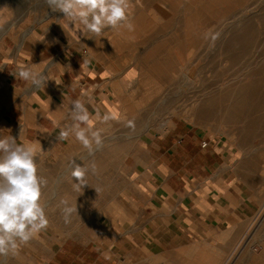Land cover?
<instances>
[{"label":"crops","instance_id":"obj_1","mask_svg":"<svg viewBox=\"0 0 264 264\" xmlns=\"http://www.w3.org/2000/svg\"><path fill=\"white\" fill-rule=\"evenodd\" d=\"M129 3L133 31L108 29L103 37L78 41L63 14L48 9L26 34L0 41V138L26 140L37 156L70 146L74 137H57L60 127L71 125V102L79 98L93 127L105 115L112 117L107 122L126 115V126L137 131L102 136V143L144 144L130 154L121 146V156L152 160L125 168L137 179L132 184L96 187L104 193L89 199L88 233L79 228L59 245L41 242L27 264H264V214L254 222L264 209L256 151L207 140L183 118L162 121L160 108L152 118L144 113V106H178L177 55L182 47L184 55L191 53L194 20L197 30H207L209 0L197 6L194 0ZM21 66L43 71L58 85L49 80L45 89L33 88L13 75Z\"/></svg>","mask_w":264,"mask_h":264},{"label":"rangeland","instance_id":"obj_2","mask_svg":"<svg viewBox=\"0 0 264 264\" xmlns=\"http://www.w3.org/2000/svg\"><path fill=\"white\" fill-rule=\"evenodd\" d=\"M224 1L209 0L207 30H197L196 28L201 25L194 20L191 53L187 50L184 55L182 47V54L177 56L178 106L172 107L171 110L168 109V106H144V113L152 118L153 111L160 108L162 121L169 116L183 118L193 126L194 131L203 134L208 138L207 140L210 138H213L214 141L223 140L226 144L239 147L241 150L256 151L258 173L264 178V102H262L264 91L258 89L260 92L258 91L254 98L246 99L245 107L247 109L234 111L232 108L229 112L232 119L229 116L230 119L227 120L224 115L225 106H222V103L213 106L209 101L219 86L228 81L236 84L238 78H244L246 74L253 72L256 65L264 58V0ZM199 2L200 0H194V6H197ZM47 11L45 0H0V41L15 33L26 34L32 27L39 25ZM204 26L205 24H203ZM234 34H243L245 41L235 49L228 46L226 42ZM183 58L187 62H184ZM180 59H183V64ZM189 91L192 94L186 93ZM249 100L251 101L249 102ZM197 102L203 103L204 106H199L196 104ZM244 112L248 118L245 117L244 122H237L235 118L244 116ZM255 114L258 115L256 122L252 119ZM121 117L113 118L107 124L101 122L94 128L102 129V136L115 137L136 134L137 131L132 132L126 126L127 117ZM122 119L124 121H121ZM143 145L140 143H102V146L90 156L78 142H72L70 146L63 149L53 146L37 156L38 173L47 180V185L42 189V202L46 206L48 226L27 244L22 245L14 255L11 253L0 255V264L31 263L33 252L41 242L43 244L48 242L49 246L53 242L59 245L67 236H73L74 231H78L79 228L82 233L83 231L88 233V224H90L88 210L92 207L87 204L90 203L89 199H94L96 194L104 193L103 190L97 192L96 187H103L104 183L108 182L116 184L117 187H120L121 183L132 184L137 179L131 180L135 176L124 174L125 168L147 167L152 162V160L144 158H123L121 146H127L130 154L141 151L140 146ZM93 147L95 148V145ZM70 158H74L76 163L81 166L83 163L89 165V172L86 175L88 185L84 186L81 192L75 191L72 187L73 181L68 163ZM92 164L96 166L94 173L91 171ZM106 169H110L111 173L104 174ZM118 193L121 192L118 191ZM61 200H67L69 206L77 207V211L68 217L67 222L62 214L64 205L61 204ZM79 201L86 206L74 205ZM119 209V207L115 208L117 211ZM134 214L135 209L130 207L129 218ZM263 214L264 209L256 216L255 224H259ZM106 224L109 225L108 222ZM91 225L95 227V225L102 224ZM127 225H129L128 228L135 227L133 223L126 224V227Z\"/></svg>","mask_w":264,"mask_h":264},{"label":"clouds","instance_id":"obj_3","mask_svg":"<svg viewBox=\"0 0 264 264\" xmlns=\"http://www.w3.org/2000/svg\"><path fill=\"white\" fill-rule=\"evenodd\" d=\"M45 3L53 13L63 14L66 26L76 34L78 41L81 37L89 40H94V36L103 37L108 29L134 30L129 0H45ZM61 26L65 29V25ZM13 75L30 82L35 89H45L47 82L54 80L30 66L19 67ZM69 117L71 125L60 127L57 139L63 141L74 137L91 156L102 146L103 130L93 127L89 109L82 99L71 102ZM111 118L105 115L102 122ZM68 163L72 187L81 192L88 185L89 165L83 163L81 166L74 158H70ZM91 171H96L95 164L91 165ZM46 185V178L38 173L35 145L26 140L17 144L13 136L0 138V255H14L22 245L47 228L49 221L42 202V189ZM61 204L64 205L62 214L67 222L77 207L69 206L67 200H61Z\"/></svg>","mask_w":264,"mask_h":264},{"label":"bare ground","instance_id":"obj_4","mask_svg":"<svg viewBox=\"0 0 264 264\" xmlns=\"http://www.w3.org/2000/svg\"><path fill=\"white\" fill-rule=\"evenodd\" d=\"M9 1V0H8ZM22 1V0H21ZM216 2V1H215ZM222 2H225L224 0H222ZM25 3V2H24ZM244 4V3H242ZM240 5H238L239 7ZM250 6V5H249ZM241 8V6H240ZM239 9V8H238ZM248 9V8H247ZM251 9V8H249ZM22 10V9H21ZM250 11V10H249ZM246 12V11H245ZM250 13V12H249ZM230 14V13H229ZM228 14V15H229ZM244 14V13H243ZM251 15V14H250ZM191 16V15H190ZM227 16V15H226ZM225 16V17H226ZM246 16V15H245ZM244 16V18H245ZM249 16V15H247ZM193 17V16H191ZM254 17V16H253ZM194 18H196L194 16ZM194 18H192L194 20ZM235 18V17H234ZM240 18V17H238ZM132 20V19H131ZM236 21V20H235ZM239 21V20H238ZM156 22V21H155ZM159 22V21H158ZM237 22V21H236ZM241 20H240V24H241ZM245 23V22H244ZM247 23V22H246ZM159 24V23H158ZM234 24V23H231ZM238 28V27H237ZM236 30V29H235ZM244 34V33H243ZM242 35H238V34H234L232 36V38H229L228 41H226L228 44V46L232 47L235 49V47L237 48L239 45L243 44L244 41V37ZM250 35V34H249ZM222 36V35H221ZM253 36V35H252ZM224 40V39H223ZM222 40V41H223ZM226 40V39H225ZM231 43V44H230ZM222 47V46H221ZM179 55V54H178ZM177 55V56H178ZM188 57V56H187ZM264 57V56H263ZM181 60V59H180ZM183 60V59H182ZM181 60V61H182ZM181 64H183V61L181 62ZM257 67H255L254 71L251 73H248L250 71H248L246 74V76L244 78H238V80L236 81V84L232 83L231 81H228L227 83L222 84L221 86L218 87L217 91H215L216 93H214L212 99L209 98V101H211L210 103L213 106H218V104L222 103V106H225L224 108V115L227 119H232V115H229V112L232 110V108H234V111H237L239 109H247L245 106L247 105L246 99L251 98V97H255L258 94V91L260 92V90L264 91V58L262 60H260V62L256 65ZM252 71V70H251ZM187 72V71H186ZM185 73V71H184ZM192 72L190 71V74ZM189 74V75H190ZM187 75V74H186ZM193 77V76H190ZM128 85V84H127ZM260 89V90H258ZM128 92V91H127ZM213 92V91H212ZM129 93V92H128ZM211 99V100H210ZM251 100H249L250 102ZM262 102H264V98L262 99ZM196 104H198L199 106H204L203 103H199L197 102ZM249 108V107H248ZM245 114V112H244ZM201 115V114H200ZM209 115V114H208ZM126 116V115H125ZM123 116V117H125ZM230 116V118H228ZM256 116V117H255ZM255 118L253 117L252 119L254 120V122H256L255 120L258 119V115L255 114ZM121 117V118H123ZM131 117V116H130ZM245 117L248 118V115L245 114L244 116H240V117H236V121H245ZM125 119V118H124ZM128 119V118H127ZM121 121H124L123 119Z\"/></svg>","mask_w":264,"mask_h":264},{"label":"built area","instance_id":"obj_5","mask_svg":"<svg viewBox=\"0 0 264 264\" xmlns=\"http://www.w3.org/2000/svg\"><path fill=\"white\" fill-rule=\"evenodd\" d=\"M206 145H207V142H206V141L203 142L202 146L204 147V146H206Z\"/></svg>","mask_w":264,"mask_h":264}]
</instances>
